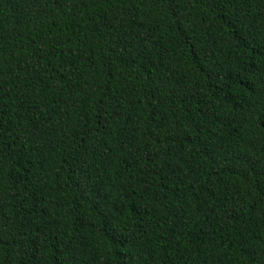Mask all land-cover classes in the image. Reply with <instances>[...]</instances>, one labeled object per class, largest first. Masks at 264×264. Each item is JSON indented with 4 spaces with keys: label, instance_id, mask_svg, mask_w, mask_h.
<instances>
[{
    "label": "trees",
    "instance_id": "trees-1",
    "mask_svg": "<svg viewBox=\"0 0 264 264\" xmlns=\"http://www.w3.org/2000/svg\"><path fill=\"white\" fill-rule=\"evenodd\" d=\"M0 264H264V0H0Z\"/></svg>",
    "mask_w": 264,
    "mask_h": 264
}]
</instances>
